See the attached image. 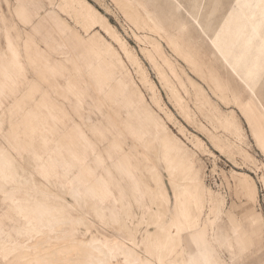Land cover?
<instances>
[{
    "label": "rangeland",
    "instance_id": "1",
    "mask_svg": "<svg viewBox=\"0 0 264 264\" xmlns=\"http://www.w3.org/2000/svg\"><path fill=\"white\" fill-rule=\"evenodd\" d=\"M16 3L0 0V80L7 69L12 82L0 96L4 132L14 126L13 147L24 160L29 152L59 160L71 185L97 184L89 191L104 196L107 184L114 199L103 214L115 209L124 220L97 226L91 202L78 206L68 190L43 180L36 164H20L9 195L0 192V223L23 228L27 215L40 228L20 258L43 261L47 255H35L45 246L98 239L109 264L146 259L132 238L138 243L135 234L149 223L150 232L157 224L171 229L164 200L175 209V183L187 193L189 219L180 225L185 243L169 257L173 264L195 254L190 235L215 264H264V145L240 119L241 104L264 103L259 53L236 35L247 10L225 24L221 0H24L30 23L23 24ZM30 127L38 129L34 138ZM13 196L19 203L6 205ZM43 200L81 222H35L27 206ZM159 238L166 242L164 231ZM60 254L73 264L99 257Z\"/></svg>",
    "mask_w": 264,
    "mask_h": 264
},
{
    "label": "snow or ice",
    "instance_id": "2",
    "mask_svg": "<svg viewBox=\"0 0 264 264\" xmlns=\"http://www.w3.org/2000/svg\"><path fill=\"white\" fill-rule=\"evenodd\" d=\"M15 7V15L20 22L23 24L30 23L28 12L30 5L24 3V0H17ZM219 7L228 17L225 24L232 21L239 10H247L248 14L243 16L244 23L238 29L236 35L237 38L242 37L244 39L246 48H255L258 51L262 62V70H264V0H237L235 4L230 3V0H221ZM230 8L231 11H229ZM217 36L219 37V34ZM11 48L12 42L9 39L8 50L11 51ZM11 86V76L6 69L3 79L0 80V96H4ZM262 100H264V97H262ZM240 110L243 112V116L240 119L246 120L245 128H251L258 142L264 145V103L255 107L253 102L249 101L247 105L241 104ZM230 119L233 120L238 129L240 126L239 122L235 121L233 117H230ZM5 126V122L0 121V137L4 140V146H0V192H4L6 197L9 195L8 189L17 183L19 165L23 164L27 167L34 163L37 165L38 174L43 180L55 181L58 187L68 190L78 206L84 205L85 202H91L96 208V215L93 218L99 221L97 226H119L124 223L120 213L115 209H113L111 216L103 214L111 207L114 199L108 190L107 184H105L104 188L106 195L100 196L88 191L87 186L83 182H81L79 188L71 185L72 174L66 170L65 165L55 158L50 157L45 162L41 158L36 157L34 153L29 152V160H24L21 151L13 147L15 141L19 140V137L15 135L14 126L8 125L7 133L4 132ZM28 131L33 138L38 134V129L35 127H30ZM45 131L47 130L45 129ZM188 163L191 166V158H189ZM169 172L171 174V169H169ZM172 191L175 195V209L171 208L170 201L167 198L164 200V203L169 205L167 212L173 218L171 229H161L159 224H157L156 232H150L148 228L152 227V224L149 223L142 233L135 234L140 236L138 243L132 238V242L136 244L139 252L147 258L141 260L138 257L135 259L114 257L112 264H173L169 257L174 254L178 247L183 246L185 243L181 239L183 230L180 225L188 221L189 212L187 193L177 188L175 183H173ZM5 203L6 205L8 203L15 205L19 201L15 200L13 196L10 201L6 200ZM115 203L119 205L120 201L116 200ZM23 219L26 221L23 228H10L6 227L4 223H0V264H50L48 261H30L26 258H20L25 251H31V249L27 248V245L40 235L27 215H24ZM5 220H8V217H5ZM162 231L165 232L166 236V242L163 244L160 243L159 238ZM187 242L196 248L195 254L187 261V264H215V262L203 258L200 249L204 245L197 243L196 236L190 235ZM229 264H246V262L241 259H234Z\"/></svg>",
    "mask_w": 264,
    "mask_h": 264
},
{
    "label": "bare ground",
    "instance_id": "3",
    "mask_svg": "<svg viewBox=\"0 0 264 264\" xmlns=\"http://www.w3.org/2000/svg\"><path fill=\"white\" fill-rule=\"evenodd\" d=\"M91 184L89 185V188L87 187L88 191L96 189L95 185H97V184H95V185L93 183H91ZM27 209L33 210L34 211L33 220L37 223H40L42 226H45V227L50 226L51 228H54V224L60 222V219H62V218H67V219H69V221L73 220L74 222L75 221L81 222V220H82L81 218L74 220L70 216L67 217L64 209L59 208V207H54L51 203H49V201H46V200H43V202L35 204L34 206H30V207L27 206ZM50 227H47V228H50ZM41 228H43V227H41ZM39 229H37V230H39ZM115 246H117V245L115 244ZM87 248H89L92 252H94V251L97 252L99 255L97 261L94 262V264H109V253L104 248V243L102 241H99L98 239H93L91 245L87 246ZM84 249L85 248H83V242L75 239V240H72L68 243H65L63 245H59L56 247L55 246H45L42 253L41 252L36 253L35 257L37 259V258H39V256L42 257L43 255H47L46 258L44 257V259L47 261V259L50 258L51 259L50 263L52 262L53 264L54 263L55 264H73L74 258L72 259V263H70L68 261L64 262L60 258V256H61L60 253L64 250L83 252ZM41 250H42V248H41ZM128 253H131V251L126 249V254H128ZM117 254H118V252H117ZM44 259H43V261H45ZM53 260L54 261L56 260V261L53 262ZM81 264H84V263H81Z\"/></svg>",
    "mask_w": 264,
    "mask_h": 264
},
{
    "label": "crops",
    "instance_id": "4",
    "mask_svg": "<svg viewBox=\"0 0 264 264\" xmlns=\"http://www.w3.org/2000/svg\"><path fill=\"white\" fill-rule=\"evenodd\" d=\"M41 202H43V201H41ZM32 206H34V205H32ZM54 206V205H53ZM54 207H56V206H54ZM30 212H31V214H32V217L34 216V211L33 210H29ZM66 216L68 217V215L66 214ZM67 218H62V219H60V222H58V223H55L54 224V228H56V227H61V226H63V224H65L66 222H67ZM68 224V223H67ZM93 240V239H92ZM92 240H90V241H88V242H84V241H82L83 242V248H85L84 250H86L87 252H91V250L89 249V248H87V246H90L91 245V243H92ZM72 241V240H71ZM81 241V240H80ZM70 242V241H69ZM68 243V242H67ZM63 245V244H62ZM84 250H83V252H84ZM202 252V254L203 253H205V250H202L201 251ZM36 258V257H35Z\"/></svg>",
    "mask_w": 264,
    "mask_h": 264
}]
</instances>
